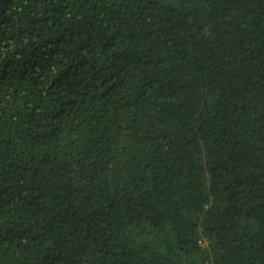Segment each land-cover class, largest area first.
Segmentation results:
<instances>
[{"label":"trees","instance_id":"obj_1","mask_svg":"<svg viewBox=\"0 0 264 264\" xmlns=\"http://www.w3.org/2000/svg\"><path fill=\"white\" fill-rule=\"evenodd\" d=\"M0 264H264V0H0Z\"/></svg>","mask_w":264,"mask_h":264}]
</instances>
